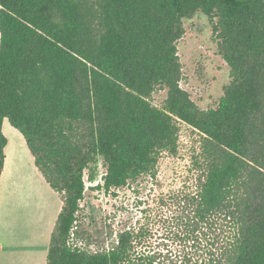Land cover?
Listing matches in <instances>:
<instances>
[{
  "label": "trees",
  "instance_id": "16d2710c",
  "mask_svg": "<svg viewBox=\"0 0 264 264\" xmlns=\"http://www.w3.org/2000/svg\"><path fill=\"white\" fill-rule=\"evenodd\" d=\"M197 11L231 74L207 109L179 86L177 41ZM4 118L62 201L45 264H264V0H0V174ZM177 120L203 139L194 189L158 200L173 207L155 213L171 246H152L146 216L108 248L70 244L85 170L93 181L102 158L106 192L155 177Z\"/></svg>",
  "mask_w": 264,
  "mask_h": 264
},
{
  "label": "rangeland",
  "instance_id": "374dc122",
  "mask_svg": "<svg viewBox=\"0 0 264 264\" xmlns=\"http://www.w3.org/2000/svg\"><path fill=\"white\" fill-rule=\"evenodd\" d=\"M183 27L184 33L177 41L180 63L179 86L200 109L213 108L231 80L230 68L218 52L217 39L207 15L197 11L190 18L183 19ZM166 95L167 88L157 86L149 100L153 105L161 107ZM176 124L177 149L173 154L165 151L160 153L155 177L143 174L121 188L106 192L101 187V176L105 172L102 158L97 157L93 181L88 180V172L85 170L83 175L85 188L77 211V226L80 232L78 235L70 236V244L76 243L88 251L105 249L116 242V234L119 231L128 227L135 228L139 222L147 219L152 230V235L148 239L152 246L159 248L164 244H167V247L171 246L172 242L166 238L161 223L156 222L155 213H174L173 207H164L158 200L160 196L174 191L194 189L199 173L195 157L198 156L203 139L200 132L186 123L177 120ZM17 150L18 169L12 175L15 186L10 190L6 188L4 192L6 204L11 212L8 218L11 226L6 229V235L0 233V238H3L1 239L3 242L0 241V264L15 262L10 241L14 242L19 238L22 231H27L30 239V232L36 228L38 213L35 209L36 203L43 200L46 208L48 200L51 199L50 210L53 213L59 207L58 199L53 195L51 198L49 191L28 169V157L21 144ZM8 166L9 164L7 169ZM47 220L42 219L41 223L44 224ZM88 235L91 238L88 239ZM41 258L39 262L45 263V258L43 257V261ZM32 259L35 262V255Z\"/></svg>",
  "mask_w": 264,
  "mask_h": 264
},
{
  "label": "crops",
  "instance_id": "0c3cea01",
  "mask_svg": "<svg viewBox=\"0 0 264 264\" xmlns=\"http://www.w3.org/2000/svg\"><path fill=\"white\" fill-rule=\"evenodd\" d=\"M2 132L5 135L7 139V143L4 147V164L3 168L0 174V233L3 232L4 235H6V229L10 228L11 223L8 221V218L10 216V209L6 204V200L4 197L5 189L8 188V190L13 189L15 186V179H13L12 175L16 169H18L19 162V151L17 150V147L21 144L22 148L25 152V154L28 157L27 164L29 165V170L32 172V174L41 181L42 185H44V188H46L49 193L50 197L51 195L55 196L58 199L59 207L56 210V212H52L50 210L51 206V199L48 200V205L46 208H44V201L42 200L40 203H36L35 209H37V219L35 222L36 228L35 230L30 232V239L28 238L27 231H22L21 236H18L14 242L10 241L9 245L12 248L14 252V261L10 262L11 264H39V259L42 257L45 258L46 262V254L48 250V244H49V236L50 232L52 230L54 221L56 219V216L60 210L62 201L60 200L59 195L50 188V186L46 183V181L43 179L40 172L37 170L33 163V158L30 155L26 143L24 141V138L22 134L16 130L13 126L10 125L7 118H4L2 121ZM7 164H9L7 169ZM53 198V197H51ZM42 219H48L47 222L44 221V224L41 223ZM42 225L44 228H42ZM5 231V232H4ZM3 238H0V241L3 242ZM7 239V237H6ZM12 252V253H13ZM35 255V262L32 259V256ZM16 256V257H15ZM39 256V258H38ZM38 258V259H36ZM13 261V259L11 260ZM41 262L40 264H43ZM45 264V263H44Z\"/></svg>",
  "mask_w": 264,
  "mask_h": 264
}]
</instances>
